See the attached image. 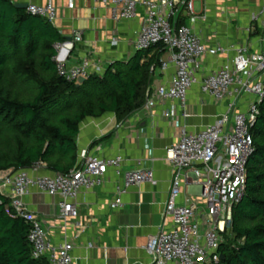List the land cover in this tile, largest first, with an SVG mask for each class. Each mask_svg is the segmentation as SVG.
Listing matches in <instances>:
<instances>
[{"label":"built area","instance_id":"obj_1","mask_svg":"<svg viewBox=\"0 0 264 264\" xmlns=\"http://www.w3.org/2000/svg\"><path fill=\"white\" fill-rule=\"evenodd\" d=\"M261 13L264 12V0ZM108 7L114 23L132 21L144 11L142 24L133 46L136 51H146L163 46L169 53V61L175 73L168 86L158 87L153 96L148 91L145 107L151 108L156 101L176 100L186 103L188 91L196 84L201 93L210 96L225 111L215 121L197 133L181 128L177 142L166 152L172 167L169 197L165 215L173 219L169 230H162L150 237L145 250L151 264H217L222 234L231 219L232 207L241 199L246 186V164L252 153V135L249 131L258 115V105L264 97V30L260 51L248 54L245 48H233L234 56L229 63L211 71L200 81L197 78L199 60L204 55L214 56L227 50L209 48L196 27L207 23L202 7L203 0H99ZM201 8L196 10L194 3ZM69 7H72L69 4ZM26 13L53 23L56 9L51 2L45 5L28 4ZM259 15L252 14L257 22ZM247 34L254 29L245 28ZM82 34L74 33L73 41L80 42ZM57 74L68 82H77L89 73L87 64L68 66L64 45H55ZM164 68L166 64L162 65ZM246 95L254 98L242 99ZM241 105L244 109L241 110ZM175 109L167 110L166 116L175 117ZM182 116L187 114L182 111ZM120 156L98 157L83 150L77 165L67 174L53 173L32 176L29 170L5 172L0 176V193L7 198L8 206L17 217L29 225L27 240L34 259L45 258L48 264H76L71 255L72 245L65 242L54 245L47 238L37 213L24 204V198L33 190L60 199V218L76 219L78 209L73 199L81 190H93L103 183L109 168L118 170ZM185 170L194 176V184L200 189L199 202L181 205L177 199L181 192V177ZM144 182L154 184L150 169H136L124 174V182L110 203L115 210L122 206L121 196L127 189Z\"/></svg>","mask_w":264,"mask_h":264},{"label":"crops","instance_id":"obj_2","mask_svg":"<svg viewBox=\"0 0 264 264\" xmlns=\"http://www.w3.org/2000/svg\"><path fill=\"white\" fill-rule=\"evenodd\" d=\"M9 1L13 6L51 2L56 9L52 25L64 38L62 44L67 54V65L87 64L89 75L102 74L111 63L126 62L137 52L133 42L143 21V10L132 21L114 23L110 19L109 8L102 6L99 0ZM217 3L218 0H203L202 7L208 20L197 26L196 31L209 48L223 47L227 51L200 58L199 81L231 61L235 52L234 49L229 50L230 47L245 48L249 55L262 48V1L235 0V9H231L233 0H222L219 2L221 6ZM252 14L259 15L257 22L251 21ZM249 26L254 31L247 34L244 30ZM76 32L82 34L80 42L73 41ZM169 56L165 51L160 64L153 70L149 96H153L158 87L170 84L175 68ZM163 64H166L165 68ZM244 107L241 105V110ZM171 108L175 109L174 119L166 116ZM182 111L187 117L182 116ZM224 111V106L201 93L200 85L196 84L188 91L184 106L176 100L156 101L151 108H146L144 103L140 110L120 124L111 113L86 118L80 123L76 137L78 161L81 152L87 150L98 157L120 156V168L107 169L101 186L78 192L73 199L79 213L76 219L63 221L60 218V199L33 190L24 198V204L39 215L52 244L67 242L72 245L71 255L76 264H151L152 259L145 250L147 241L174 225L173 219L165 215L172 178L166 152L177 142L181 128L197 133ZM136 169H150L154 184L144 182L128 188L121 196L122 206L111 209L110 203L117 189L123 185L124 174ZM29 173L43 176L51 172L46 170L45 164H39ZM194 180L190 170L183 171L177 199L179 204L200 203V189Z\"/></svg>","mask_w":264,"mask_h":264},{"label":"trees","instance_id":"obj_3","mask_svg":"<svg viewBox=\"0 0 264 264\" xmlns=\"http://www.w3.org/2000/svg\"><path fill=\"white\" fill-rule=\"evenodd\" d=\"M63 42L51 23L0 0V173L45 164L67 174L78 163L80 123L111 113L120 124L140 110L166 51L161 45L137 51L77 86L57 74L55 45ZM258 111L245 190L232 207L217 264H264V97ZM28 232L0 193V264H48L32 257Z\"/></svg>","mask_w":264,"mask_h":264},{"label":"rangeland","instance_id":"obj_4","mask_svg":"<svg viewBox=\"0 0 264 264\" xmlns=\"http://www.w3.org/2000/svg\"><path fill=\"white\" fill-rule=\"evenodd\" d=\"M219 2L222 3V0H221V1L218 0V3H219ZM218 3H217V5H219V4H220V6L222 5L221 3H219V4H218ZM199 4H200L199 2H195V3H194V6H195V9H196V10H198V6H199ZM232 8H234V9L237 8V5H236V3H235V0H233V3H232V7H231V9H232ZM253 98H254V97L251 96V95H246V96L242 99L241 104H242L243 102H245V100H251V99H253ZM3 174H5V173L3 172ZM3 174H0V176H2ZM227 226H228V225H227Z\"/></svg>","mask_w":264,"mask_h":264},{"label":"water","instance_id":"obj_5","mask_svg":"<svg viewBox=\"0 0 264 264\" xmlns=\"http://www.w3.org/2000/svg\"><path fill=\"white\" fill-rule=\"evenodd\" d=\"M14 7L16 9L25 10L26 7H27V5H24V4H16V5H14ZM84 81H85V78H79L78 81H77V86L81 85ZM220 259L223 260L224 259V256L223 255H220Z\"/></svg>","mask_w":264,"mask_h":264}]
</instances>
